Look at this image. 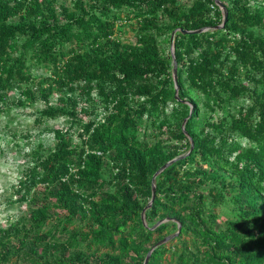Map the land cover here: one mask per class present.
I'll return each instance as SVG.
<instances>
[{"label":"trees","instance_id":"16d2710c","mask_svg":"<svg viewBox=\"0 0 264 264\" xmlns=\"http://www.w3.org/2000/svg\"><path fill=\"white\" fill-rule=\"evenodd\" d=\"M221 1L227 17L216 27L215 0H75L74 11L59 0H0V102L14 90L48 102L55 86L67 94L39 116L70 120L53 130L49 152L37 145L18 181L10 202L27 204L28 216L0 230V264H142L178 222L147 264H264V0ZM128 27L135 39L123 42ZM173 31L177 97L161 47ZM39 67L48 75L37 77ZM82 100L89 106L78 109ZM203 108L212 116L200 128ZM180 155L156 176L143 223L153 173ZM225 200L234 219L219 229L214 209Z\"/></svg>","mask_w":264,"mask_h":264},{"label":"rangeland","instance_id":"374dc122","mask_svg":"<svg viewBox=\"0 0 264 264\" xmlns=\"http://www.w3.org/2000/svg\"><path fill=\"white\" fill-rule=\"evenodd\" d=\"M74 1L75 0H59L58 4L63 3L68 7V10L74 11ZM183 1L185 3H190L191 0ZM219 1L222 2L221 0ZM83 3L91 5L94 3V0H83ZM158 19L159 23H165L168 21V19L162 17V15H160ZM258 32L264 33V30H259ZM117 35L123 42L134 41L135 39L132 32L129 30V27L126 28L125 32L118 33ZM163 37L164 36L160 37V39H163ZM170 43L171 41L162 42L161 47L164 54L170 51ZM34 73L37 77L48 75V71L45 67L34 69ZM48 86V83L43 82L40 86L36 85L32 87V90L36 95H39L41 94V89ZM62 94H67V91L57 90L54 86L48 102L42 100L30 102L29 100H24V95L20 93L19 90H14L9 93V96L5 101L0 102V230L11 227L23 217L28 216L29 207L27 204L12 203L10 200H13L14 197H16L15 189L17 188L18 181L23 173L31 168L34 163L35 154H33V152L38 148L37 145L41 144L42 147L39 151H41V154L43 155L46 154L52 149L55 142L53 130L56 128L69 127L70 120L65 115L57 118H40L39 116L40 110L44 109L47 105H61L58 97ZM73 94L78 95V90ZM191 94L194 98L199 96L196 92H192ZM98 100L99 96L96 94V91H93L89 103L96 105ZM20 101L25 102L21 104L19 103ZM240 103L246 104L247 99H241L233 104H228L225 108L226 110L222 111L221 109H218L214 114V118L224 115L227 111L232 110L233 106L236 108ZM86 106H89V104H87V101L85 100H82L77 105L78 109ZM97 113L98 120L102 119L107 114V112H103L102 106L98 108ZM210 116H212L211 112L203 108L199 117L200 128ZM85 119H87V116ZM73 138L74 144L80 143V139L76 133L73 134ZM242 143H244V140H242ZM184 150H186L185 146H182L181 151ZM185 168L186 167L183 166L181 171ZM107 173L106 175H109L110 172L107 171ZM42 187L43 186L37 187L40 197H42ZM228 194L232 195L231 193ZM214 211L218 215L217 228L219 229H224L227 223L234 219V206L230 200H225L224 203L218 204ZM68 233L69 230L58 233L56 240L58 242L63 241V239L68 236ZM17 246V240L14 237H11L10 241L7 243L8 250L12 252ZM37 249L40 250V247ZM76 250H78V248L67 249V258L72 256ZM95 259V257L91 258L92 261H95Z\"/></svg>","mask_w":264,"mask_h":264},{"label":"water","instance_id":"95a60500","mask_svg":"<svg viewBox=\"0 0 264 264\" xmlns=\"http://www.w3.org/2000/svg\"><path fill=\"white\" fill-rule=\"evenodd\" d=\"M217 2L218 5H220L223 9V20H222V23L219 24L218 26L216 27H222L225 20H226V17H227V10L226 8L223 6V4L219 1V0H215ZM208 29L207 27L206 28H201V29H198V30H182L183 32H201V31H204ZM174 42H175V31L172 32L171 34V43H170V53H171V56H172V75H173V80H174V90H175V97H177V92H178V82H177V62H176V59H175V55H174ZM193 110V107L191 106L190 107V113L192 112ZM189 113V114H190ZM186 120V119H185ZM184 120V122H185ZM184 122H183V128H184ZM192 143V142H191ZM184 155H180V156H177V157H174L170 160H168L167 162H165L164 164H162L152 175L151 177V197L148 201V203L144 206L142 212H141V218H142V221L143 223H145L144 221V212L151 206L154 198H155V192H156V186H155V178L158 174H160L166 167H168L171 163L175 162L176 160H178L179 158L183 157ZM171 218L170 217H166V218H163V219H160L158 220L151 228L154 229L156 226H158L159 224L165 222V221H168L170 220ZM180 231V223L178 222V228H177V231L173 234H170V235H167L165 237H163L162 239L158 240L156 243H154L150 249L147 251L146 255H145V258L143 260V263L142 264H147L148 260H149V257L151 255V252L154 250V248H156L157 246L163 244V243H166L168 240L174 238L178 232Z\"/></svg>","mask_w":264,"mask_h":264}]
</instances>
